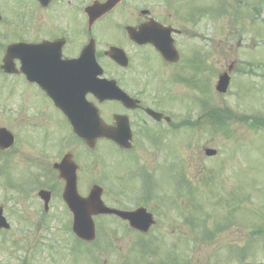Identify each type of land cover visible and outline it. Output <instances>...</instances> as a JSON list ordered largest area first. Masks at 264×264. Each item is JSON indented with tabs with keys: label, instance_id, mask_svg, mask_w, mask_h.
Listing matches in <instances>:
<instances>
[{
	"label": "flooded vegetation",
	"instance_id": "af4514ba",
	"mask_svg": "<svg viewBox=\"0 0 264 264\" xmlns=\"http://www.w3.org/2000/svg\"><path fill=\"white\" fill-rule=\"evenodd\" d=\"M107 1L0 0V129L13 136L9 148H0V160H13L28 176L31 188L21 183L14 188L21 200L36 192L34 221L44 226L55 199L67 209L61 194L68 165L76 166L79 193L103 185L92 161L97 147L105 146L107 169L121 173L117 182L103 181L105 205L121 212L144 209L154 222L140 230L114 212L98 214L94 242L103 231L105 241L120 243L125 237L143 242L168 239L175 231L168 214L175 202L165 200L178 192L189 195L191 178L200 173L193 169L192 154L181 147L191 152L192 146L207 145L209 128L216 135L224 133L228 93L216 89V80L229 71L233 85L239 63L203 57L193 62V48H202L208 16L190 17L180 10L184 1L169 0L166 11L159 13L150 6L134 7L133 0H119L101 12ZM89 7L94 12L87 13ZM89 17H96L91 24ZM145 37L173 47L178 58L165 60L151 44L141 43ZM15 45L18 48L7 56ZM112 46L125 55L110 56ZM65 111L84 126L86 135L100 120L107 137L98 138L90 149ZM124 144L128 146L120 147ZM0 168L5 171V165ZM43 191L49 193L47 203L40 197ZM9 213L22 220L15 208ZM181 235L191 238L192 228ZM93 248H98L97 242Z\"/></svg>",
	"mask_w": 264,
	"mask_h": 264
},
{
	"label": "rangeland",
	"instance_id": "374dc122",
	"mask_svg": "<svg viewBox=\"0 0 264 264\" xmlns=\"http://www.w3.org/2000/svg\"><path fill=\"white\" fill-rule=\"evenodd\" d=\"M133 1L134 7L147 4L156 12L166 11L164 0ZM181 1L184 2L180 10L192 18L198 15H206L212 21L219 18L215 23L204 24L201 31L204 39L199 42L204 52L214 60L224 58V61L239 63L232 89L224 98L232 108L230 111L239 117L229 123L224 135L208 130L209 141L205 145L217 149V159L224 160L205 158V146H192L191 152L181 147L183 153L192 154L193 169H200V173L191 178L199 207L188 211V219L200 223L201 217H206L204 232L210 234L200 237L197 233L189 240L177 238L178 234L186 232L177 208L168 212L172 230H175L171 238L148 242L160 241L158 253L150 258L149 254L138 252L134 237H125L122 243L110 240L118 248L114 249L109 240L101 238L106 235L104 231L92 243L97 242L99 250L91 251L88 245L75 241L70 215L58 203L59 199H55L54 208L49 209L46 225L36 224L32 212L33 207L37 210L33 202L36 192L19 199L20 193L14 187L15 183L24 182L19 176L23 173L18 166L8 163L7 173L13 169V174L0 173V203L8 209L4 215L10 229L0 232V264H264V0ZM195 52L193 49L192 60L199 62L201 58L197 59ZM174 103L179 104L173 100ZM103 148L105 146L97 149L94 175L103 177L106 182H117L115 177L121 173L106 170ZM3 164L0 160V167ZM15 199H19L18 202ZM12 207L20 211L21 221L10 216ZM232 250L237 251L232 253ZM239 251L243 253L237 255Z\"/></svg>",
	"mask_w": 264,
	"mask_h": 264
},
{
	"label": "water",
	"instance_id": "95a60500",
	"mask_svg": "<svg viewBox=\"0 0 264 264\" xmlns=\"http://www.w3.org/2000/svg\"><path fill=\"white\" fill-rule=\"evenodd\" d=\"M159 51L163 54V48H159ZM227 79L221 77L218 85L219 90H225L227 85ZM5 135H3V138ZM7 143L9 144L10 139L6 136ZM208 154H212L213 151H207ZM64 198L68 203L71 210L74 212L73 231L77 236L85 240H91L93 237V225L91 215L94 213L106 212L109 209L105 208L100 201V191L96 188L92 190L91 194L87 198H81L78 196L75 190V184L68 185V189L64 192ZM1 213V210H0ZM125 218H132V214L120 213ZM0 227H8L5 223L4 218L0 214Z\"/></svg>",
	"mask_w": 264,
	"mask_h": 264
}]
</instances>
